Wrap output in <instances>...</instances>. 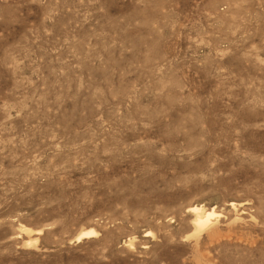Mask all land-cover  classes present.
<instances>
[{
    "label": "rangeland",
    "instance_id": "374dc122",
    "mask_svg": "<svg viewBox=\"0 0 264 264\" xmlns=\"http://www.w3.org/2000/svg\"><path fill=\"white\" fill-rule=\"evenodd\" d=\"M0 264H264V0H0Z\"/></svg>",
    "mask_w": 264,
    "mask_h": 264
},
{
    "label": "bare ground",
    "instance_id": "6f19581e",
    "mask_svg": "<svg viewBox=\"0 0 264 264\" xmlns=\"http://www.w3.org/2000/svg\"><path fill=\"white\" fill-rule=\"evenodd\" d=\"M197 209H198V208H197ZM197 209H193V213L196 214ZM197 214H198V213H197ZM199 214H200V213H199ZM199 214H198V216H197V222H198V224H201V225H202V224H203V222H202V221H203V217L200 216ZM86 232H88V231H86ZM94 232H95V231H94ZM94 232H93V231H89V232H88L89 236L91 237V236L93 235ZM84 235H85V234H84ZM86 236H87V234H86Z\"/></svg>",
    "mask_w": 264,
    "mask_h": 264
}]
</instances>
